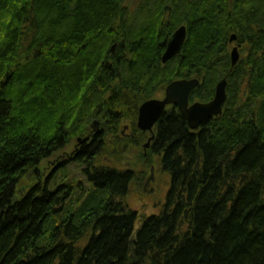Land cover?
Masks as SVG:
<instances>
[{
  "label": "trees",
  "instance_id": "1",
  "mask_svg": "<svg viewBox=\"0 0 264 264\" xmlns=\"http://www.w3.org/2000/svg\"><path fill=\"white\" fill-rule=\"evenodd\" d=\"M224 78L220 116L193 131L171 106L156 125L168 186L136 229L134 171L100 162L107 137L116 152L144 137L140 106L173 81L199 80L190 101L208 103ZM79 138L81 178L60 168L19 195ZM0 264H264V0H0Z\"/></svg>",
  "mask_w": 264,
  "mask_h": 264
},
{
  "label": "rangeland",
  "instance_id": "2",
  "mask_svg": "<svg viewBox=\"0 0 264 264\" xmlns=\"http://www.w3.org/2000/svg\"><path fill=\"white\" fill-rule=\"evenodd\" d=\"M126 1L132 7H135L140 0ZM163 97L164 93L155 97V99H161ZM95 121L99 122L100 120L98 119ZM100 122L101 123L97 127L99 131L104 127L102 121ZM90 126L92 128V125ZM125 126L126 125L123 124V126L120 127L119 135L121 134L123 137L128 138L130 137V132L128 127L125 130ZM90 130L92 134L96 133L93 131V128ZM101 135L104 136V133ZM135 136L138 137L135 138ZM132 137V139H130L131 142H129L131 144L128 143V145L125 144L122 146L119 145V147L116 146L115 149H118L119 152L114 151V149L112 150L116 144H113L116 138L112 136L107 137L110 142V147H108L107 153L104 152V155L101 156L102 159L100 162L111 164V160H113L112 163H116L119 166L124 165L125 167L123 168L133 169L134 179L131 182L126 200L129 203V206L137 212L138 219L136 229H138L143 219L157 213L159 206L164 201L168 185L164 174L160 170L159 158L149 153L151 143L148 148H145L151 135L147 133L144 134V137H140L139 135H133ZM76 145L77 141L73 140L62 151L56 153L47 161L42 162L41 165L35 168L39 170L38 174L35 173V170H32L30 174L21 181L19 186V195H21V192L26 191V189L35 184L37 179H41V182L46 181V178L48 177L49 182L54 181L55 177L56 179H59V177L62 176L60 175V168L66 169L65 171L68 176L67 181L74 180L75 178H81L79 165L71 160L69 161V155L75 151L74 149H76ZM62 162L65 164L57 168V170L52 173L53 168L57 167Z\"/></svg>",
  "mask_w": 264,
  "mask_h": 264
},
{
  "label": "water",
  "instance_id": "3",
  "mask_svg": "<svg viewBox=\"0 0 264 264\" xmlns=\"http://www.w3.org/2000/svg\"><path fill=\"white\" fill-rule=\"evenodd\" d=\"M187 39V30L185 27L179 28L169 43L167 44L165 53L162 56V63L167 64L169 61L181 55L183 47ZM237 42V36L231 37L230 43ZM240 60L239 46L234 47L231 52V69H233ZM227 78L222 79L215 91L212 101L208 103L194 102L191 103L190 98L192 93L199 87L200 81L197 79L191 80H176L170 83L164 92V97L161 99H151L144 102L138 111L137 128L143 133H154V128L162 118L168 107H176L183 118L186 120L189 128L193 131L198 130L206 121L212 117L220 116L227 102ZM99 122L95 121L92 124L95 134H99ZM127 127L125 128V130ZM124 133V132H123ZM154 135L148 140V148L154 140ZM82 140H77V145H80ZM77 150V147L76 149ZM37 169L35 173L38 174Z\"/></svg>",
  "mask_w": 264,
  "mask_h": 264
},
{
  "label": "flooded vegetation",
  "instance_id": "4",
  "mask_svg": "<svg viewBox=\"0 0 264 264\" xmlns=\"http://www.w3.org/2000/svg\"><path fill=\"white\" fill-rule=\"evenodd\" d=\"M122 134H123V133H122ZM144 134H147V133H144ZM149 134H150V133H149ZM154 134H155V128H154V133H153V134H150V135L153 136ZM150 138H151V137H150ZM151 143H152V142H151ZM80 146H81V144H80V145H76L75 147H77V149H79ZM74 150H75V149H74ZM73 152H74V151H73ZM73 152H72V154L69 155V158H70L69 161L72 160V158H73ZM56 168H57V167L53 168L52 173H54L55 170H57ZM52 173H51V174H52ZM51 174H50V175H51ZM37 176H38V175H37ZM48 180H49V177L46 178V181H48ZM39 181H41V179H39Z\"/></svg>",
  "mask_w": 264,
  "mask_h": 264
}]
</instances>
